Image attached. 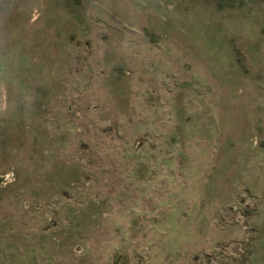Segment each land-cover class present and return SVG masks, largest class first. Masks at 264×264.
I'll list each match as a JSON object with an SVG mask.
<instances>
[{
  "label": "rangeland",
  "instance_id": "1",
  "mask_svg": "<svg viewBox=\"0 0 264 264\" xmlns=\"http://www.w3.org/2000/svg\"><path fill=\"white\" fill-rule=\"evenodd\" d=\"M0 264H264V0H0Z\"/></svg>",
  "mask_w": 264,
  "mask_h": 264
},
{
  "label": "clouds",
  "instance_id": "2",
  "mask_svg": "<svg viewBox=\"0 0 264 264\" xmlns=\"http://www.w3.org/2000/svg\"><path fill=\"white\" fill-rule=\"evenodd\" d=\"M4 107V105H0V111H2Z\"/></svg>",
  "mask_w": 264,
  "mask_h": 264
}]
</instances>
